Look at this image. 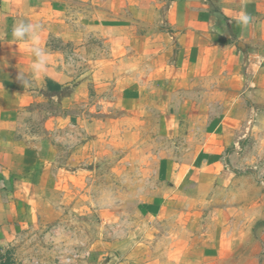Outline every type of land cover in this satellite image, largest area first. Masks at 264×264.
Returning a JSON list of instances; mask_svg holds the SVG:
<instances>
[{"label": "crops", "instance_id": "crops-1", "mask_svg": "<svg viewBox=\"0 0 264 264\" xmlns=\"http://www.w3.org/2000/svg\"><path fill=\"white\" fill-rule=\"evenodd\" d=\"M21 21L41 25L44 75L32 76L33 42L12 39ZM116 108L137 130L152 119L196 144L160 159L139 238L113 228L89 264L221 262L241 201L242 140L264 109V0H1L0 264H17L10 248L35 227L116 219L94 189L101 142L115 140L102 125ZM38 115L44 134H26V117Z\"/></svg>", "mask_w": 264, "mask_h": 264}, {"label": "rangeland", "instance_id": "rangeland-1", "mask_svg": "<svg viewBox=\"0 0 264 264\" xmlns=\"http://www.w3.org/2000/svg\"><path fill=\"white\" fill-rule=\"evenodd\" d=\"M71 63L74 66L76 61ZM115 112L116 122L105 120L106 125H102V131L110 130L115 140L101 142L103 154L96 162L94 189L102 208L118 211L116 219H102L97 213L84 223L70 222L67 226L57 223L30 229L10 248V256L17 264H89L92 244L108 241L109 231L115 233L113 228L121 227L116 230L118 238H126L125 229L136 230L128 241L139 238L140 230L146 228L148 222L143 221L140 207L157 181L160 159L194 146L196 141L171 138L160 132L152 119L144 127L147 130H137L141 127L138 120L124 123V117L119 116L123 111L116 108ZM42 117L35 116V121L26 117V134L31 135L33 127L38 136L44 134ZM250 126L242 140L246 169L240 172L244 182L238 185L241 191L237 194L241 201L232 205L229 228L223 236L226 250L217 264H264V109L254 116ZM125 127L131 129L124 131ZM110 200L112 207L107 203Z\"/></svg>", "mask_w": 264, "mask_h": 264}, {"label": "clouds", "instance_id": "clouds-1", "mask_svg": "<svg viewBox=\"0 0 264 264\" xmlns=\"http://www.w3.org/2000/svg\"><path fill=\"white\" fill-rule=\"evenodd\" d=\"M250 19L251 17L246 12L241 13L237 20V23H239L241 26H247ZM40 29L41 25L38 23L33 24L30 22L21 21L18 24L14 25L11 33L12 39L15 42H33L32 46L29 48V51L34 57L30 66V70L33 77L44 75L47 72V53L43 48L39 47L35 43ZM18 79L21 81L23 86L31 85L32 81L23 73H20Z\"/></svg>", "mask_w": 264, "mask_h": 264}, {"label": "trees", "instance_id": "trees-1", "mask_svg": "<svg viewBox=\"0 0 264 264\" xmlns=\"http://www.w3.org/2000/svg\"><path fill=\"white\" fill-rule=\"evenodd\" d=\"M3 264H10V262L8 261L7 263H3Z\"/></svg>", "mask_w": 264, "mask_h": 264}, {"label": "built area", "instance_id": "built-area-1", "mask_svg": "<svg viewBox=\"0 0 264 264\" xmlns=\"http://www.w3.org/2000/svg\"><path fill=\"white\" fill-rule=\"evenodd\" d=\"M1 1V0H0Z\"/></svg>", "mask_w": 264, "mask_h": 264}]
</instances>
